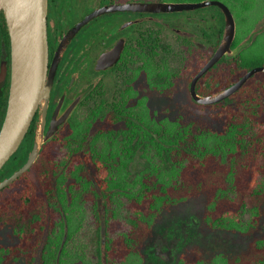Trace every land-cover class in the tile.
Instances as JSON below:
<instances>
[{"label": "trees", "instance_id": "obj_1", "mask_svg": "<svg viewBox=\"0 0 264 264\" xmlns=\"http://www.w3.org/2000/svg\"><path fill=\"white\" fill-rule=\"evenodd\" d=\"M0 33L7 35L3 11ZM209 56L194 59L175 47L171 58L144 62L146 82L159 91L181 80L187 86ZM225 58L204 75L206 93L215 90V81L226 86L254 66L242 54ZM230 98L234 102H196L218 109L220 129L180 116L155 118L144 98L88 111L62 137V151L46 152L44 207L36 199L9 203V227L17 238L0 258L34 264L40 249L38 264H135L156 216L202 193L209 226L256 231L264 214V73ZM98 113L102 123L86 142ZM178 264H264V231L241 252L204 260L191 250Z\"/></svg>", "mask_w": 264, "mask_h": 264}, {"label": "flooded vegetation", "instance_id": "obj_2", "mask_svg": "<svg viewBox=\"0 0 264 264\" xmlns=\"http://www.w3.org/2000/svg\"><path fill=\"white\" fill-rule=\"evenodd\" d=\"M202 1L206 0H47V75L54 64L48 102L46 106L38 103L16 149L1 164L0 182L26 162L36 137L40 139V147L32 164L10 183L0 187V216L4 217L0 221V229H9V203L10 207H14L21 200L36 199L44 207L46 152L62 151V137L70 134L72 126L80 124L88 111L97 110L100 105H112L125 100L128 103H135L140 98L146 100V96L141 95L136 87L138 79L143 78L148 89H155L146 82V69L142 67L146 60L150 58L151 62L156 63L159 58H171L175 47L180 54L194 59L205 56L206 52L212 55L222 38L225 23L222 9L216 4L181 9H169L167 5ZM232 1L237 5L239 3L238 18L243 22L244 13L250 9V4ZM234 15L236 32L232 48L246 38L255 25L264 21L263 13L253 26L238 30ZM222 23V28L218 29L217 26ZM260 35L264 44V30L255 34L250 44ZM243 50L244 48L234 57L228 58H236ZM103 56L107 58L102 60ZM225 57L222 56L218 61L222 58L227 60ZM262 62L252 67L264 66ZM103 63L106 64L104 67ZM258 73L264 72L254 73L248 80ZM205 74L206 72L195 84L196 92L201 95L214 93L237 80L223 87L219 81H215V90L206 93V80L203 79ZM261 78L257 76L255 80ZM191 79L186 86L190 97ZM10 86L11 43L7 30V35L0 33V129L9 105ZM231 95L223 101L232 100ZM78 96L81 98L71 109ZM262 102L264 103V99ZM68 110L70 113L67 119L58 125L50 139L45 140L53 115L58 111ZM100 115L98 113L91 121L92 134L88 135L86 142L95 132L92 129L93 123ZM82 149L83 147L80 148ZM29 189L33 191L30 195ZM60 213L65 216L62 210ZM66 231L64 218V232ZM1 238L4 242H0V250H3L9 246V232L6 231L5 238ZM40 246L41 244L38 248ZM35 263L38 264L39 259L37 262L35 259ZM0 264H9V260L2 257ZM16 264L23 263L18 260Z\"/></svg>", "mask_w": 264, "mask_h": 264}, {"label": "water", "instance_id": "obj_3", "mask_svg": "<svg viewBox=\"0 0 264 264\" xmlns=\"http://www.w3.org/2000/svg\"><path fill=\"white\" fill-rule=\"evenodd\" d=\"M208 4H216L222 9L225 23L222 38L217 48L190 82V95L199 104L219 102L237 91L254 73L264 72V66H255L229 86L214 93L201 95L196 92L195 84L197 80L209 68L222 56L234 57L250 44L255 34L263 29V26L254 28L246 38L232 48L231 43L236 32L235 19L229 7L222 1L206 0L197 3H169L167 5L169 9H181ZM46 8L47 0H0V11L2 10L4 13L11 43V86L7 113L0 129V166L16 149L28 128L38 103L46 106L48 102L54 64L49 75H47ZM105 58L107 56H103L102 60ZM104 65L106 64L103 63L102 67ZM81 96L74 100L71 109ZM69 113L70 110L66 112L58 111L53 115L45 140L51 138L58 125L67 119ZM39 147L40 139L36 137L26 162L9 177L1 181L0 187L10 183L32 164L37 157ZM101 230L103 234V224Z\"/></svg>", "mask_w": 264, "mask_h": 264}, {"label": "rangeland", "instance_id": "obj_4", "mask_svg": "<svg viewBox=\"0 0 264 264\" xmlns=\"http://www.w3.org/2000/svg\"><path fill=\"white\" fill-rule=\"evenodd\" d=\"M221 1L226 3L235 14L238 30L250 28L264 13V0H239L242 3L250 4V9L244 13L245 20L242 22L238 18L239 3L237 5L232 0ZM260 26H263L262 30H264V21L255 25L253 29ZM262 39V35L258 36L242 51V56L247 59L245 61L247 66L264 62ZM136 87L141 95L146 96L148 109L155 118L165 117L173 120L180 116L184 120H198L213 128H221L222 120L217 112L218 109L202 108L194 100H191L184 80L179 81L176 87L169 91L148 89L143 78L138 79ZM229 102H234V99ZM101 123L102 119L98 117L93 123L92 129L96 130ZM204 207L205 195L202 193L163 209L156 216L150 233L143 240L135 264H178L180 256L191 250L199 251L204 260L219 254L232 255L245 250L249 242L255 237H259L264 231V214L256 231L239 232L213 228L204 219ZM6 231L9 232V244H11L16 240V237L12 235L10 227L9 229L8 227L0 229V242H4L1 237L5 238ZM39 251L36 252V256Z\"/></svg>", "mask_w": 264, "mask_h": 264}]
</instances>
